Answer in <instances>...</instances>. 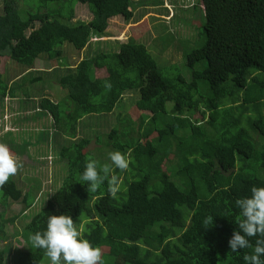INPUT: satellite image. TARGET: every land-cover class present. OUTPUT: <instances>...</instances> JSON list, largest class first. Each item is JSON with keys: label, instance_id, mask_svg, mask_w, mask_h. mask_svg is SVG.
Wrapping results in <instances>:
<instances>
[{"label": "trees", "instance_id": "obj_1", "mask_svg": "<svg viewBox=\"0 0 264 264\" xmlns=\"http://www.w3.org/2000/svg\"><path fill=\"white\" fill-rule=\"evenodd\" d=\"M19 1L3 0L0 12V104L10 97L20 100L24 112L33 107L34 115H39L35 119L53 117L65 176L45 207L13 238L8 226L32 208L33 192H24L13 178L0 188L1 203L24 205L20 216L8 218L0 212V242L5 243L0 264H50L44 251L32 246L30 236L45 230L51 215H70L78 228L83 225V238L102 249V259L113 258L114 264H245L244 254L253 249L229 253L228 241L238 230L235 219L242 218L235 201L249 196L252 186L264 187V0L199 1L205 42L185 55L192 75L189 83L181 74L166 76L146 44L130 40L112 51L99 41L93 48L91 39L106 36L110 20L135 18L132 0H41L39 11L26 19L18 11ZM78 4L89 7L91 21L74 22ZM65 43L79 53L72 64L62 66L64 75L56 77L67 91L68 105L43 96L35 107L38 95L26 91L28 83L17 84L30 73L35 74L30 86L45 81L59 65L38 71L36 60L43 55L61 60L60 47ZM10 60L26 69L12 77L11 87L4 84L1 70ZM201 82H206L205 94L199 91ZM133 90L140 93L137 108L151 114L154 127L143 128L140 119L135 145L119 142L120 131L114 129L108 147L126 154L129 171L139 179L125 180L116 198L108 194L107 181L89 193L80 175L94 139L80 136L79 123L111 114ZM170 102L174 103L171 121L160 130L155 125L167 114ZM254 113L258 117L251 119ZM196 114L201 115L199 123L193 118ZM244 120L250 121L254 138L242 127ZM187 129L192 133L189 139L176 137ZM153 134L157 141L149 139ZM28 145L24 143L23 151ZM174 147L178 165L170 174L165 165ZM134 154L140 158L138 168ZM109 166L110 176L120 180L124 173ZM209 216L213 221L206 228ZM19 236L27 250L13 247L12 240ZM249 239L254 246L257 237Z\"/></svg>", "mask_w": 264, "mask_h": 264}, {"label": "rangeland", "instance_id": "obj_2", "mask_svg": "<svg viewBox=\"0 0 264 264\" xmlns=\"http://www.w3.org/2000/svg\"><path fill=\"white\" fill-rule=\"evenodd\" d=\"M199 1L200 0H132V6L135 9V18L131 22H126L122 17L110 20L106 33L111 39L105 41L102 47L105 50L113 49L112 51H117L118 44L126 43L130 40L146 44L153 58H155L166 76L175 77L181 74L189 83L192 81V75L187 66L185 55L191 50L199 48L205 42L202 28L204 20H202V14L197 11V9H200ZM2 3L3 0H0V12ZM40 3L41 0H20L17 3V8L21 18L26 19L30 13L39 11ZM50 5L56 6L53 2ZM165 16L166 18L163 19ZM92 18L93 14L87 5L78 4L76 6L74 22H89ZM91 44H94L93 48H96V44L98 43L95 42L94 39ZM60 49L64 52V55L59 61L56 59L49 60L45 55H43L41 59L36 60L35 67L38 71H51L52 67L54 68L56 65H59L54 73L45 76V81L30 86V80L35 76L34 73H30L27 75L24 74L25 76L23 75V79L21 78V81L17 84V86H20L24 83H28V89H26V91L30 89L38 95L35 100V107L38 106V102L43 96H49L54 102L68 105L67 91L58 84L56 77H58V75H64V67L62 66L66 67L70 63L72 64L73 56H78L79 53L72 45L67 43L61 46ZM87 53V51L83 52L82 58L86 56ZM8 55L9 54H6L5 56ZM21 66L12 60L2 66L1 70L4 71V84L6 83L10 85V87L12 86L10 83L12 77L18 76L26 70ZM206 88V82H201L200 93L205 94ZM9 98L10 97L5 98L0 104V143L6 144L13 155L16 156L23 165L18 170L17 174L10 178L16 180L18 186L24 190V192L27 193L32 191L34 197L32 208L22 215V217L19 215L24 208L22 203L8 201V204H3L0 202V212H5L6 217L11 218L15 215L20 216L15 223L8 226V232L10 237H12V234L14 236V232L16 231L20 234L22 233L25 225L30 222L35 214L45 207L48 199L61 186L62 179L65 176V172L63 171L65 163L60 160L57 152L60 146L56 144L61 138L55 133L57 128L55 127L56 125L53 117L49 115L48 117L35 119L39 115H34L36 110H33V107H30L31 109L28 107L27 111L24 112L22 109H25V107H22V109L20 108V100L12 101V99L10 100ZM139 98V91L133 90L119 101L111 114L92 116L79 123L80 136L83 137L85 135L86 137H92L94 139L90 146V150L93 152H90L88 157L96 160L98 162V167L104 164H111L108 153L115 150L108 147L112 144V140H109L112 130L116 129L120 131V135L117 138L119 142L135 145V142L138 141L137 137H139L140 119L144 121L143 128L150 129L154 127V124L150 120L151 114L137 108ZM196 98H199V95H197ZM173 106L174 103H167V114L155 125L160 130L170 123ZM261 112L264 116L263 107L261 108ZM186 114L189 115L188 113ZM233 114L240 115L238 111L233 112ZM254 114L255 116L251 119L258 117V114ZM196 117L197 119L195 116L193 118L199 123L201 115L196 114ZM242 127L248 130L253 138L256 136V132L250 126V121L246 122V120H244ZM121 132H123V134H121ZM87 133L90 134L87 135ZM127 133L131 134V136H127ZM185 134L189 136L185 137ZM191 134V131L187 129L182 130L181 133L178 132L176 137L180 139L182 137H184V139H189ZM54 136L56 138L55 142H53ZM157 138V134L151 136L152 140L156 141ZM95 141L98 142L96 143ZM27 142L30 143V145H28L27 151H23L25 148L24 143ZM64 143L62 142V144ZM176 144L177 141H174V145ZM13 149L18 150L16 154L13 152ZM176 153V147H174L173 153L170 155L165 165V169L170 174V170L174 171V168L178 165ZM237 159L239 164L242 163L240 157H237ZM133 160L138 168L140 165V158L134 154ZM123 173L124 174L120 176L121 189L123 185L125 186V180L132 181L135 177L139 179L138 175L129 171V168ZM173 178L175 182L179 183V178ZM1 197L2 192L0 191V201ZM82 226H80L81 230H83ZM12 244L14 248L22 250L28 249V245L21 236L14 238ZM4 246L5 243L0 242V250ZM112 259L113 258L109 256L103 257V264H114V259ZM6 264L13 263L9 262Z\"/></svg>", "mask_w": 264, "mask_h": 264}, {"label": "clouds", "instance_id": "obj_3", "mask_svg": "<svg viewBox=\"0 0 264 264\" xmlns=\"http://www.w3.org/2000/svg\"><path fill=\"white\" fill-rule=\"evenodd\" d=\"M105 37L95 36L90 43L94 39L95 42H104ZM105 87L110 89L111 85L106 84ZM108 158L111 165L121 172L129 168L128 157L120 151L109 152ZM22 166L10 148L0 143V188H3L9 178L16 175ZM111 172L112 168L108 164L98 167V162L90 159L80 175V181L88 185L89 193H96L107 181L108 194L116 198L121 190V184L118 177L110 176ZM235 204L242 218L235 219L238 230L233 232L228 241L229 253H238L242 249L251 248L253 251L243 256L245 264H264L262 259L264 257V187L252 186L250 195L238 198ZM212 221L213 217H207L204 220V226L207 228ZM252 237H257L254 246L249 239ZM30 240L34 248L44 251L50 264H103L102 249L93 247L89 240L83 238L82 230L78 228L70 215L49 216L46 229L32 234Z\"/></svg>", "mask_w": 264, "mask_h": 264}, {"label": "crops", "instance_id": "obj_4", "mask_svg": "<svg viewBox=\"0 0 264 264\" xmlns=\"http://www.w3.org/2000/svg\"><path fill=\"white\" fill-rule=\"evenodd\" d=\"M163 18H166V16L163 17ZM108 39H111V38H110L109 36L106 35V37L104 38V40L107 41ZM105 41H104V42H105ZM9 99L11 100V98H9ZM13 100H15V99H12V101H13Z\"/></svg>", "mask_w": 264, "mask_h": 264}]
</instances>
